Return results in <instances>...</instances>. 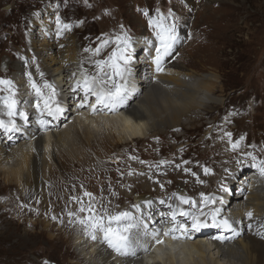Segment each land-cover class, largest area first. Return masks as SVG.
I'll use <instances>...</instances> for the list:
<instances>
[{
	"label": "rangeland",
	"instance_id": "1",
	"mask_svg": "<svg viewBox=\"0 0 264 264\" xmlns=\"http://www.w3.org/2000/svg\"><path fill=\"white\" fill-rule=\"evenodd\" d=\"M157 9L165 16L169 9L174 13L169 22L174 20L177 24L180 39L173 50V62L188 73L213 74L216 79L213 95L221 97L222 104L193 111L188 115L191 123L184 117L175 129L136 141L126 139L129 133L116 127L110 130V134L114 142H121L117 145L105 142L93 150L86 148L89 153L83 155L84 162L70 163L64 158L67 162L62 161L66 164L58 169L55 167L58 158L52 163L49 158L54 170L48 171L51 179L41 187L45 198L36 195L33 184L27 186V191L21 183L5 182L0 174V264H45V261L48 264H90L93 261L99 264L101 261L97 257L93 260L91 256V234L86 229L81 233L80 228L84 226L78 222L79 218L88 215L79 211L81 204L85 208L89 205L90 198L84 195L85 192L92 193L93 210L97 215L128 211L137 201L134 196L147 195L155 201L173 202V199L177 200L175 193L182 188L188 194L186 198L191 200L199 199L201 193L211 196L212 200L221 199L220 211L225 209L224 215L231 213L233 204L230 206L222 194L230 185L235 189L236 184L247 178V173L255 167L254 163L264 161V0H0V79L17 84L14 63L21 61L24 64L21 70L23 80L19 84H25L30 93L28 74L32 77L36 72L44 71L36 59L38 56L29 49V36L37 29L33 20L39 15L50 19L49 25L44 22L47 30H43V35L45 31L46 35L55 31L59 38L70 37L77 43L80 58L77 53V59L70 65L74 72L79 65V72L82 69L89 74L97 71L93 62L105 59L115 44H109L98 56L84 49H95L102 40L125 31L133 41L128 67L134 68L133 64L144 55L147 41L152 42L151 46L156 43L148 21L156 17ZM144 10L148 16L144 15ZM57 17L71 28L58 26ZM43 35L37 34L36 39L43 42ZM135 40L143 43L135 47ZM171 60L167 61L171 63ZM146 66L141 67L142 71ZM35 79L42 84L54 81L49 70L43 77L40 75L32 80ZM73 95L79 96L73 99L76 104L81 102L84 93L76 91ZM92 98L83 108H78L79 103L74 107L70 105L74 111L69 112L67 118L61 117V124L56 127L48 129L44 126L41 135H51L52 142V134L71 125L75 114L84 115L93 102ZM21 104L18 103V112L23 109ZM25 104L34 106L36 102L27 100ZM0 108L4 109L2 104ZM4 113H0V117H5ZM97 113L98 116L109 114ZM26 117L28 123L33 122L32 116ZM43 118L45 116L41 120ZM76 126L78 124L73 126V134L79 129ZM225 133H231V137L226 135L223 140ZM22 136L7 143L5 151L10 157L2 161L6 167L13 166L11 152L14 147L31 143L30 137L24 141ZM91 137L93 140L98 138ZM233 137H237L239 145L231 155L227 145L234 143ZM76 153L80 155V150ZM249 153L256 157L255 162ZM162 160L167 163L160 164ZM205 168L209 169L207 174ZM47 190L51 192L47 193ZM237 192L242 193L238 189L234 191ZM236 198L244 209L246 197L238 195ZM184 205L180 203L185 210L187 205ZM69 212L74 215L69 216ZM218 217L222 218V214ZM205 220L210 221L211 215ZM80 234L86 240L83 242L86 246L75 244ZM238 237L235 241H239ZM262 239L264 241V234ZM215 261L216 264H240L225 256H216ZM176 264H182V261L177 259Z\"/></svg>",
	"mask_w": 264,
	"mask_h": 264
},
{
	"label": "bare ground",
	"instance_id": "2",
	"mask_svg": "<svg viewBox=\"0 0 264 264\" xmlns=\"http://www.w3.org/2000/svg\"><path fill=\"white\" fill-rule=\"evenodd\" d=\"M33 21L37 23V29L32 32V36H29V49L33 50L38 56L36 59L40 61L44 69V71L40 73L45 74L46 71L49 70L53 75L54 83H49L54 85L57 93V102L64 109L63 113L65 114L62 113L58 117L53 118L48 116L47 112L41 115L35 107L36 104H34V106H25L27 100H34L36 102L37 97L29 80H27V82H29L30 93L25 84H19L21 83L19 81L23 80L21 70L24 64L21 61L15 62L14 70L16 72H14V78L19 80L16 82L17 84H13L16 92L15 98L18 103L22 102L21 107H23V109L21 112L25 113V116H32L34 119L32 123H28L24 118L16 116L15 122L18 130L5 133L0 129V174L7 183H21L27 191L29 190L27 186L33 184L36 195L45 198L46 195H43L41 187L51 179L50 174H47L48 171L54 170L53 166H50V159L52 163L58 158V163L55 162L57 166L54 164L58 169L66 164L67 161L64 158L68 159L70 163L73 161L84 162L85 160L83 159L85 157H83V155H88L86 148L87 150H93V148L96 149L97 145H103L105 142L113 143L114 145L121 142H114L112 140L110 130H114L116 127L121 129L122 132L129 133L126 139H129V141H136L158 134V132H164L167 129H175L181 125L182 118L186 117L190 119L188 115L193 111H199L204 108L208 110L209 108L222 104L221 97H215L213 95L215 89L213 84H215L216 81L213 74L200 76L183 71L181 66V68H178L179 66L173 62V53L171 56L165 57L163 63L164 70L157 72L156 66L153 63L155 53H153L152 50L155 51V48L153 45L151 46L149 43H146L144 47L145 53L141 60L139 62L135 60L136 62L134 64L132 63L134 68L128 67L127 80L124 82L127 89L124 103L118 105L114 110L97 106V112H105L113 115L98 116L99 114L93 112L91 106H89L86 112L93 115H85V112L84 115L80 117L79 113L77 115L75 114V118L72 119L71 125L65 127L56 134H52L54 140L51 142V135H47L46 133L41 135V129H43L44 126H48V129L56 127L60 123L61 117L67 118L70 115L69 112L73 110L72 107L79 103L78 101L75 104L73 101L74 97H79L73 95V93L75 94L73 88L76 81L81 78V71L79 72L78 70L80 65L75 67V69H77L75 72L73 66L71 67L70 65H72L71 63L73 60L77 59V53L78 58H80V51H77V43L70 37L66 38V36H63V38H59V33L55 35V31L48 35H46L47 31L44 32V35L42 34L43 30H47L44 22L49 25L50 19H46L43 15H39L37 20L35 19ZM31 30L32 29H30V31ZM37 34L43 35V39L45 40L39 42L40 40L36 39ZM141 43H143L141 40H135L134 46L137 47V45H141ZM47 54L48 56L46 57ZM169 59H172L171 63L167 61ZM137 63H139V65ZM143 65L150 66L148 72L142 71ZM40 73L36 72L33 74L32 79L40 76ZM74 73L75 75H73ZM94 73H96V71H94L93 74ZM69 75H71V78L68 77ZM34 81L38 85L43 86L38 80L35 79ZM44 92L47 93V89H44ZM77 92L80 93L81 91L77 90ZM3 95H7V93L0 92V96ZM92 99L93 102L91 101V103L93 104L95 103V97ZM207 102L211 103V105H207ZM18 103L17 107H19ZM42 105L43 102L41 101V106ZM70 105L72 107H70ZM79 111L78 109L77 112ZM0 113H4V109L0 108ZM43 116H45V118H43L45 123L41 124ZM0 119L7 120L8 118L5 116L0 117ZM64 122L65 121H63V123ZM189 123H191V119ZM75 124H78L76 127H79V129L73 134L72 129ZM97 131H103V133L101 134V132H99V134H96L98 133ZM21 135H23L21 139L24 141H26L25 138L27 136L30 137L31 143H21L19 146L14 147L11 152L13 166L10 168L6 167L3 165L2 161L8 160L10 157L9 153L5 151L7 143L9 142L8 144H10L11 140ZM91 135L98 138H94L93 140ZM225 138H227L226 133L223 140ZM233 141L234 143L237 142V137H233ZM227 148L231 155L236 152V150H233L231 144H228ZM79 150L80 155H77L76 152ZM63 159L66 162L62 161ZM247 174H251V176L246 175L248 178L244 179L246 180V187L244 182H242L245 191L243 188V190H238L242 193H234V198L232 196L233 199H230L229 205L231 206L233 204L231 213L227 212V214L224 215L225 209L222 208L224 210L220 211L218 215L221 216L222 214V218L217 217L218 220L227 219L232 225L231 229H224L225 231L213 229V231H209L207 227L198 232L191 230L186 237L173 239L172 235H164V233L170 232V230L177 227L176 221L170 222L169 220L172 219V211L180 208L179 199H173V202L161 203L159 200L155 201L147 198V195H141L140 197L134 196L137 201L128 211L137 217L143 225H146V227L134 229L133 235L137 236L139 240L138 246L135 247V255L118 254L102 241V235L98 233L95 240L92 239L90 235L91 240L89 244L91 245V251H89L91 252L92 259L93 257H97L101 261L99 264H176L177 259H180L182 264H216V256H225V258L235 259L240 264H264V241L262 239L264 234L262 233L264 232V180L263 175L258 173L257 167L252 168ZM129 181L130 180H128V182ZM239 185L242 184L239 183ZM225 187L226 186L223 187V190ZM147 188L149 189L150 187L148 186ZM147 188H143V190L147 191ZM234 191L235 190H233V192ZM49 192L51 191L47 190V193ZM187 195L188 194L183 188L175 193L176 197H186ZM224 195L225 193L222 194V197H224ZM238 195H241V198L246 197L247 201L244 203L245 210L242 209L243 207L240 206L241 203L239 204V200L236 198ZM198 197L199 199L196 197L193 200L196 202L195 208L185 204L187 205L186 211L196 212L197 214L203 211L206 214H210L213 208H218V204H220L219 201H221V199L212 200L211 196L208 195L209 202L205 205L204 197H207V195ZM175 201L178 203H174ZM137 205L139 206V210L134 207ZM247 208H250L251 211ZM249 212L253 214L251 218L247 216ZM178 217L179 219L183 218L182 220L189 219L188 217L180 215ZM201 217V220H205V217H208V215H204L202 217L203 219ZM159 220H165V222L160 224ZM211 222V220L208 221L209 225H211ZM150 224L151 226H149ZM250 225L251 227H249ZM84 230V227L80 228L81 233ZM154 233L155 235H153ZM232 233H236L235 237L231 236ZM176 235L180 236L181 234L177 232ZM217 235L222 237L221 240L224 241L218 242L216 238ZM236 237L239 238V241H235ZM240 237L243 238L241 239ZM77 239L75 243L77 246L85 245L83 243L85 239H83L82 234H80ZM157 239L163 242L157 244ZM239 244L241 246H239ZM213 251H216L215 254ZM90 264H97V262L93 261Z\"/></svg>",
	"mask_w": 264,
	"mask_h": 264
},
{
	"label": "snow or ice",
	"instance_id": "3",
	"mask_svg": "<svg viewBox=\"0 0 264 264\" xmlns=\"http://www.w3.org/2000/svg\"><path fill=\"white\" fill-rule=\"evenodd\" d=\"M144 15L148 16L147 10H144ZM174 17L171 9H169L168 15L165 16L163 13L157 9L156 17L149 18L148 24L152 29L153 36L155 37V56L153 57V63L156 66V71H163V63L165 57L171 56L176 44L179 42V35L177 31V24L174 22H169ZM56 23L62 29H70L71 25L62 24L60 18L57 17ZM151 44V41H147ZM109 44H115L113 50L109 55L103 60H96L93 62L94 67L97 69L96 73L89 74L87 70H83L80 73V79L76 81L73 88V92L80 90L84 93L81 98V102L78 104V108L85 107L89 104L90 97H95V103L91 104L93 112L97 111V106L101 108L107 107L110 110H114L118 105L123 104L126 99L127 89L125 84L120 83V81L126 82L127 73L129 71L128 65L132 59L133 51V41L132 37L128 35L125 31L122 34L116 35L114 38L104 39L101 41L99 46L95 49L85 48V52L91 51L94 56H98L102 49L107 47ZM107 69V71H105ZM29 81L31 87L34 90L37 101L35 107L43 115L47 112L48 116L56 118L61 115L64 109L57 102L56 89L54 85L44 81L43 86L38 85L34 80H32L31 74L29 73ZM43 77V73H40ZM75 75V73L73 74ZM47 89V93L44 92ZM0 92H6L7 95L0 96V104L3 105L5 109V115L8 117L7 120L0 119V129L5 133L13 132L18 130L15 117L19 115L21 118H26L25 113L18 112L16 100V92L14 89L13 82L11 80L0 79ZM41 101L43 105L41 106ZM45 122L41 120V124ZM227 136L231 137V133H226ZM243 140V137H241ZM231 142V141H230ZM239 145V141L232 143L233 150ZM253 162L256 161V157L249 153ZM135 159V157H134ZM144 163V161H141ZM160 164H165L167 161H160ZM187 163V162H185ZM261 173L264 175V161L259 163H254ZM179 167V165L177 166ZM188 171V169H185ZM205 173L209 172V169L205 168ZM131 174V173H130ZM163 187V185H161ZM85 196L89 197V205L87 208L81 204L79 211L81 213L87 212V217L79 218L78 222L84 226V228L90 232L91 238L96 239V233L102 235V241L107 244V246L120 255H135V247L138 246L139 240L137 236L133 235L134 229L140 227H146L137 217H135L129 211H119L113 214L105 213L104 215H97L93 210L92 205V193L85 192ZM203 197V193H201ZM181 204H188L192 208L196 207V202L191 200V198H186L183 196L177 197ZM73 199H77L73 197ZM209 202L208 197H204V204ZM163 203V201H161ZM139 210V206H134ZM220 213V209L217 208L213 210L211 215V225L206 220H201L200 217L204 215H209L200 211L199 214L192 211H185L183 208H177L172 211L171 217L172 221H176L177 215L188 217L191 220V227L187 224H179L178 227L173 228L170 232H165L164 235H172L173 239H180L186 237L189 231H200L207 227H222L225 229H231L232 225L227 219L218 220L217 217ZM74 215L69 212V216ZM252 213H247L249 218L252 217ZM55 219V217H53ZM251 227V225L249 226ZM179 232L181 235L177 236L176 233ZM155 235V233L153 234ZM222 237H217L221 239ZM163 241L157 239L156 243L160 244ZM45 264H48L45 261Z\"/></svg>",
	"mask_w": 264,
	"mask_h": 264
}]
</instances>
